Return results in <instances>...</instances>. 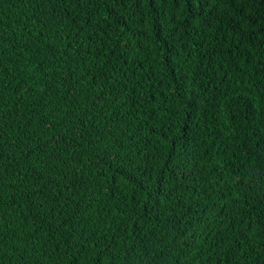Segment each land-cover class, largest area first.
Instances as JSON below:
<instances>
[{
    "label": "trees",
    "instance_id": "obj_1",
    "mask_svg": "<svg viewBox=\"0 0 264 264\" xmlns=\"http://www.w3.org/2000/svg\"><path fill=\"white\" fill-rule=\"evenodd\" d=\"M0 264H264V0H0Z\"/></svg>",
    "mask_w": 264,
    "mask_h": 264
}]
</instances>
